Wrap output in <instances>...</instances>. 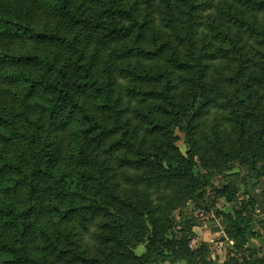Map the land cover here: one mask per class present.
<instances>
[{"label": "trees", "instance_id": "1", "mask_svg": "<svg viewBox=\"0 0 264 264\" xmlns=\"http://www.w3.org/2000/svg\"><path fill=\"white\" fill-rule=\"evenodd\" d=\"M234 162L264 163V0H0V264H210L172 214ZM231 197L225 264H264Z\"/></svg>", "mask_w": 264, "mask_h": 264}, {"label": "rangeland", "instance_id": "2", "mask_svg": "<svg viewBox=\"0 0 264 264\" xmlns=\"http://www.w3.org/2000/svg\"><path fill=\"white\" fill-rule=\"evenodd\" d=\"M38 22L42 24L41 21ZM175 134L179 140L177 143L179 151L185 155L187 146L184 143V134L179 129L175 131ZM263 165L264 163L258 164L256 167L257 170L254 173H250V169L247 166L237 162L223 165L222 175H215L205 190L206 197L204 196L203 201L206 203V206L208 204L209 208H195L190 203L187 207L179 211L177 210L172 214L176 225L179 228L188 226L191 232H196L198 228L204 229V227H206L207 231L211 229L216 230L219 227H221V230H224L226 224L225 219H229L228 216L232 215L231 212H233V207L238 205H235V203H237L235 197H231L232 192L236 190L238 200L246 203L250 197L255 199L258 198L257 195L261 194V191L264 189ZM194 171L200 175L206 174L201 169L196 159ZM259 173L260 175L258 177ZM226 187L229 188L228 192L223 197H218L219 194H217V190H222ZM227 199L232 203H227ZM256 209L257 211L254 213L253 223L262 225L260 221H264V216L259 212L257 206ZM135 253L139 256L143 255L145 253V245H138L135 249Z\"/></svg>", "mask_w": 264, "mask_h": 264}, {"label": "crops", "instance_id": "3", "mask_svg": "<svg viewBox=\"0 0 264 264\" xmlns=\"http://www.w3.org/2000/svg\"><path fill=\"white\" fill-rule=\"evenodd\" d=\"M264 216V213L261 212ZM264 223V222H263ZM259 225L257 223L252 224V238L247 239V245L252 249L259 257L264 258V224ZM219 227V226H218ZM217 228V227H216ZM194 237L189 243V248L192 250L199 249L201 246H206L208 249L207 260L210 264H225L230 256L233 255L231 247L233 242L228 241L226 236L221 230L211 229L207 231L206 227L198 228L196 232H193ZM165 264H182L179 261H169Z\"/></svg>", "mask_w": 264, "mask_h": 264}, {"label": "water", "instance_id": "4", "mask_svg": "<svg viewBox=\"0 0 264 264\" xmlns=\"http://www.w3.org/2000/svg\"><path fill=\"white\" fill-rule=\"evenodd\" d=\"M254 200L256 202V206H257L259 212L264 213V203H263V201L261 199H259V198H255Z\"/></svg>", "mask_w": 264, "mask_h": 264}]
</instances>
